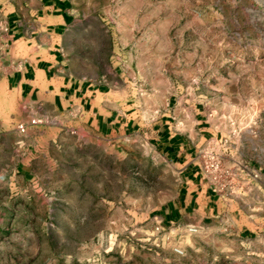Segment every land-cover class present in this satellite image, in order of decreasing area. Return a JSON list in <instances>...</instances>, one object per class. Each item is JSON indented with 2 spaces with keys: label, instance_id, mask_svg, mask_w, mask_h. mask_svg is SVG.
<instances>
[{
  "label": "rangeland",
  "instance_id": "1",
  "mask_svg": "<svg viewBox=\"0 0 264 264\" xmlns=\"http://www.w3.org/2000/svg\"><path fill=\"white\" fill-rule=\"evenodd\" d=\"M70 1L85 55L99 44L92 73L121 74L151 108L148 119L169 99L193 100L218 111L226 125H264V0ZM3 131L0 264H264L257 173L214 191L224 205L217 218L178 227L159 216L174 184L140 143L123 146L66 124L51 127L50 145L39 136L48 128L27 140L16 129ZM248 156L257 154L238 162L248 167ZM22 164L24 177L16 173Z\"/></svg>",
  "mask_w": 264,
  "mask_h": 264
},
{
  "label": "crops",
  "instance_id": "2",
  "mask_svg": "<svg viewBox=\"0 0 264 264\" xmlns=\"http://www.w3.org/2000/svg\"><path fill=\"white\" fill-rule=\"evenodd\" d=\"M0 15L6 42L0 54L2 135L16 134L18 123L40 118L45 123L26 126L24 140L48 128V136H39L42 145H50L55 140L51 127L55 131L66 124L123 146L140 143L166 167L174 184V194L161 203L159 216L178 227L211 221L224 206L200 170L201 151H223L225 167H234L244 153H256L246 158L247 169L258 174V185L264 187V125H226L218 111L193 100L169 99L148 119L144 113L151 108L129 91L131 84L121 74L92 73V65L100 61L99 44L85 55L79 32L72 31L76 15L70 0H18L15 7L1 5ZM16 173L29 174L28 164ZM243 179L236 175L229 181L231 188ZM40 186L36 184V192Z\"/></svg>",
  "mask_w": 264,
  "mask_h": 264
},
{
  "label": "built area",
  "instance_id": "3",
  "mask_svg": "<svg viewBox=\"0 0 264 264\" xmlns=\"http://www.w3.org/2000/svg\"><path fill=\"white\" fill-rule=\"evenodd\" d=\"M45 122L40 118H31L27 123H18L15 127L18 133H24L26 126L43 125ZM201 158L200 170L215 192H218L223 187L225 182H228L236 175L242 174L251 179H256L257 174L249 172L247 167L236 163L234 167H225L222 163L220 154H217L211 149H206L199 153Z\"/></svg>",
  "mask_w": 264,
  "mask_h": 264
}]
</instances>
